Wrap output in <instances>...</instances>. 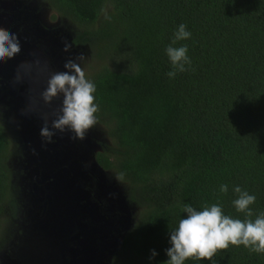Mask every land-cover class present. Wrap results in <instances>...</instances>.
Returning a JSON list of instances; mask_svg holds the SVG:
<instances>
[{
  "label": "trees",
  "instance_id": "16d2710c",
  "mask_svg": "<svg viewBox=\"0 0 264 264\" xmlns=\"http://www.w3.org/2000/svg\"><path fill=\"white\" fill-rule=\"evenodd\" d=\"M39 1L95 60L85 77L107 144L93 159L133 212L107 264H165L185 203L244 219L234 185L256 197L249 219L264 211V0ZM181 23L191 36L173 46L187 45L191 65L169 79L164 49ZM9 154L0 123V231L18 207ZM185 264H264V253L230 245Z\"/></svg>",
  "mask_w": 264,
  "mask_h": 264
},
{
  "label": "rangeland",
  "instance_id": "374dc122",
  "mask_svg": "<svg viewBox=\"0 0 264 264\" xmlns=\"http://www.w3.org/2000/svg\"><path fill=\"white\" fill-rule=\"evenodd\" d=\"M13 1L22 6V3H26L30 9L39 10L43 24L53 30H59L58 35L55 32L52 37L59 42L57 46L61 45L58 54L65 59L63 67L67 61L72 60L81 64L84 74L89 72L87 65H94L95 60L93 56L89 58L88 48L79 46L77 50L61 49L65 45L62 37L68 40L66 38V35L69 36L68 22V25L63 22L64 26H62L60 19L52 21L50 18L52 12L42 8L39 0ZM1 2L7 4V2ZM21 54L14 55V63H9L10 59L0 63V123L5 128L10 144L8 167L10 172H13L11 191L18 206L15 215L10 219L5 217L2 222L0 264H81L80 245L92 234L101 232L107 235L111 228L102 223L89 207L88 199L73 194V182H67L69 188L61 186V189L66 192L67 199L57 198L63 193L61 191L46 189L52 181L55 182L53 187L59 185L61 179L66 181L63 176L55 174V178L52 179L46 173L59 168L68 173L69 162L77 146L67 142L65 131L53 130L54 135L51 142L45 141L40 136V129L45 121L51 130L55 110H53V104L45 105L37 100L40 98V90L27 80L25 73L14 72L16 77L9 76L17 62H26L31 66V55ZM18 75L19 79H17ZM37 103L39 104L36 105ZM40 105L45 108L38 113ZM32 108L33 113H31ZM45 109H50V111L46 113ZM84 134V138L89 139L90 144L95 142L97 149L96 142L107 144L104 128L96 123ZM42 154L45 159L54 163L53 168L47 172H42V167L31 166L32 163H38L39 159L41 160ZM45 163L50 168V163L47 161ZM105 178L109 184V177ZM111 183L122 191V186L116 180ZM84 188L80 186L77 189L83 192ZM85 210L88 212L83 214Z\"/></svg>",
  "mask_w": 264,
  "mask_h": 264
},
{
  "label": "clouds",
  "instance_id": "9594fccd",
  "mask_svg": "<svg viewBox=\"0 0 264 264\" xmlns=\"http://www.w3.org/2000/svg\"><path fill=\"white\" fill-rule=\"evenodd\" d=\"M191 32L181 23L173 32L171 42L165 47L164 53L171 64V70L166 75L169 79L177 73L186 71V65H191L187 45L174 47L177 41L187 40ZM68 45H65L67 50ZM20 52V44L14 33L0 29V63L11 59ZM29 71L30 65H21ZM67 71L50 72L46 86L40 92V99L45 105H51L57 97H62L58 110L54 111L55 119L51 121V130L47 121L40 129V136L51 142L54 131L63 132L66 129L73 132L76 138H83L87 129L96 122L98 104L95 102L96 86L92 80L85 77L81 64L72 60L64 64ZM39 70V68H37ZM19 79V75L17 76ZM121 174H116L120 181ZM221 193L228 191V185L219 186ZM236 198L231 201L238 213H244L240 219L224 213L220 203H213L202 208H195L189 203L182 206L186 216L178 220L177 225L170 230L166 249L168 259L165 264H185L188 259L196 261L210 260L218 252L231 246H243L251 252L264 253V211L256 214L254 219L249 207L255 203L256 197L240 185L232 186ZM156 255L155 250L151 256ZM151 258V257H150Z\"/></svg>",
  "mask_w": 264,
  "mask_h": 264
},
{
  "label": "water",
  "instance_id": "95a60500",
  "mask_svg": "<svg viewBox=\"0 0 264 264\" xmlns=\"http://www.w3.org/2000/svg\"><path fill=\"white\" fill-rule=\"evenodd\" d=\"M1 1L7 2L5 0H0V6L1 7H7V8L9 7V9L12 8L11 5L7 6V4H4ZM10 1L14 2L23 11V13L19 12L18 14H16L11 19L15 24L10 26L9 28L3 27L5 24V19H7V18L4 17L3 20L0 19V27H2L0 29H3L9 33H14L17 36V39H18L19 44H20V52L19 53H22L21 55H24V54L31 55V57L33 58V61H30L31 62V68L29 71H25L21 67V65H28L26 62H22V61H20V63L17 62L16 66L14 68H12V71L10 72L9 76H11V78L16 77V74L14 72H16V73L20 72L22 74L25 73L27 80L31 81L34 85H36V87L41 92L44 89V87L46 86V80H47L48 75L50 73L48 71L49 69L47 66V63L50 60H53L55 62H57L59 60L60 61L59 66H61L62 70L65 71V68L62 65L64 63L65 59L63 56H60L58 54L61 45L57 46V45H59V42L52 37V34L55 32L58 35L59 30H57V29L53 30L52 28L44 25L43 22L41 21V13L39 10L30 9L26 3H22L23 4V6H22L21 4L15 2L13 0H10ZM24 13L26 15H29V17H27V19L23 18L21 22L23 24L27 23L30 25V26H28L29 33L16 34L18 29H19V26H21L17 22L20 21L19 18ZM7 20H8V22H11V20H9V19H7ZM66 36H67L66 38L68 40H65L62 37L65 45H68V48H71L73 50H77L79 47H74L71 43L70 36H68V35H66ZM54 41L56 42V44H52ZM65 45H63L61 49H64ZM42 50H43V52H41ZM13 59H14V56L10 59L11 61L9 63H14L15 60H13ZM37 68H39V70H37ZM14 85H16V84H14ZM11 95L15 96L14 93H11ZM37 100L42 101L40 98H37ZM61 101H62V97H57L52 102L53 110H58ZM38 104L39 103H37L36 105H38ZM36 105H35V107H38ZM42 105H44V104L42 103ZM42 105H40V108L37 110L38 113L41 112L45 108ZM33 111H34V109L32 108L31 113H33ZM44 111L47 113L50 111V109H45ZM74 135L75 134L71 131H68V132L65 131V136H66L67 142L72 143V144L77 146L76 151H74V153H73V158L69 162L68 173L63 171V170L55 169L57 172L55 170H53L52 168L54 166V163L51 162L50 160L45 159L44 154H42V158H41V160L39 159L38 163H32L31 164V166H38L39 168L42 167L43 168L42 172H47L48 170L52 169V172L46 173V174H48L49 178L54 179L55 174H57V175L63 176V178L66 179V181L62 180V179L59 180V185H57L55 187H53L55 182L52 181L49 183V185L46 186L47 187L46 189L47 190H54V191H61L63 193L59 197H57L56 195H55V197L67 199L66 192L63 189H61V186H64L62 188H69L70 186L67 185V182H73L72 183L74 185L73 194H76V195L83 197V195L81 193L77 192L78 191L77 188L83 183V181L85 179V175L82 171L83 170L82 167L83 166L86 167V165H87L88 170L91 173H94V172L96 173L98 184H99L100 188H102V190L104 191L103 193L105 194L104 195L102 193V195L103 196H106V195L114 196L117 194V196L120 197L122 202L125 203L124 196L121 193V191L114 184L115 182L113 183V185L111 183L113 181H111L108 184L107 183L108 181L105 178L106 173H104L99 167H97V165L94 162L93 155L97 151H99V147H98V149L96 148L97 146H96L95 142H92L95 145L90 144L89 139H85L84 136L81 139V138H76ZM73 140H75L76 142H73ZM56 158L58 160L57 156H56ZM46 161L50 163V168H48V166L46 165V163H45ZM78 174H80V175L78 176ZM63 181H64L65 185H64ZM82 207H84V206H82ZM91 209L95 213V211H96L95 208L92 207ZM77 210L82 213V211L79 208H77ZM87 212L88 211L85 210L83 214H86ZM91 217H90V221H91ZM131 223H132V221L129 219V223L126 227L127 230L131 227V225H132ZM106 236L107 235L101 234V232L96 233V234H92L89 239L85 240V242H83V244L80 245L81 256H80L79 260L81 261V264H107L109 256H111L113 254V252L115 251V249L118 246H112L111 244L108 246L105 242ZM117 241L119 244L120 238L117 239Z\"/></svg>",
  "mask_w": 264,
  "mask_h": 264
},
{
  "label": "flooded vegetation",
  "instance_id": "af4514ba",
  "mask_svg": "<svg viewBox=\"0 0 264 264\" xmlns=\"http://www.w3.org/2000/svg\"><path fill=\"white\" fill-rule=\"evenodd\" d=\"M8 5H11L12 8L9 9V7L7 8V7L0 6V19L1 20H3L4 17L11 20L19 12L23 13V11L14 2L7 1V6ZM27 17H29V15H26L24 13L19 18L20 21L17 23L21 26L18 25L19 29L16 34L29 33L28 26L30 25L27 23L23 24L21 22L23 18L27 19ZM7 19H5V24L3 26L4 28H9L10 26L15 24L12 20L11 22H8ZM41 52H43V50ZM30 61H33V58ZM59 62H60L59 60L57 62L50 60L47 63V66L49 69L48 71L49 72L62 71V67L59 66ZM65 131L68 132L69 130L66 129ZM73 142H76V141L73 140ZM82 169L85 175V179L80 186H84L85 188L83 192L80 191L79 189L77 192L81 193L84 198L88 199L89 207L91 208L94 207L96 210L95 213L100 218L102 223H104L106 226L111 228V231L107 233V236L105 238L106 244L108 246L110 244L112 246H118L117 239H119L127 231L126 227L129 223V219L132 221L133 212L131 210V207H129L126 204V202L123 203L120 197L117 196V194L114 196H109V195L103 196L102 193L104 191L102 190V188H100L98 184L96 173L95 172L91 173L88 170L87 165L86 167L83 166ZM58 170H62V168H59Z\"/></svg>",
  "mask_w": 264,
  "mask_h": 264
}]
</instances>
